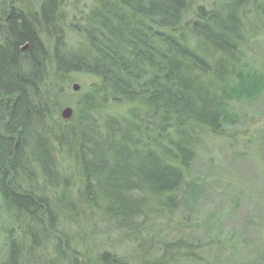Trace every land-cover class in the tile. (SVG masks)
Wrapping results in <instances>:
<instances>
[{
  "label": "trees",
  "instance_id": "1",
  "mask_svg": "<svg viewBox=\"0 0 264 264\" xmlns=\"http://www.w3.org/2000/svg\"><path fill=\"white\" fill-rule=\"evenodd\" d=\"M260 30L264 0H0L1 264L200 258L161 232L200 143L264 93L242 63ZM74 73L93 80L64 122Z\"/></svg>",
  "mask_w": 264,
  "mask_h": 264
},
{
  "label": "rangeland",
  "instance_id": "2",
  "mask_svg": "<svg viewBox=\"0 0 264 264\" xmlns=\"http://www.w3.org/2000/svg\"><path fill=\"white\" fill-rule=\"evenodd\" d=\"M259 33L258 38L249 39L242 63L264 77V33ZM70 79L62 94L61 109L69 105L73 112L64 122L72 119L73 103L93 76L74 73ZM72 83L80 85L77 92L71 89ZM124 107L119 105L111 111ZM230 111L235 123L225 125L220 137L210 135L200 143L188 170L187 187L181 189L192 188L191 180L198 187L189 196L182 192L177 195L176 208L168 219L171 229L161 232L169 241L181 237L183 231L191 232L193 241L203 249L201 257L190 264H264V93L249 101L233 100ZM84 221L80 220V225ZM23 243L30 245L27 237ZM42 249L52 255L49 243ZM27 254L23 248L18 264H30L25 261Z\"/></svg>",
  "mask_w": 264,
  "mask_h": 264
},
{
  "label": "water",
  "instance_id": "3",
  "mask_svg": "<svg viewBox=\"0 0 264 264\" xmlns=\"http://www.w3.org/2000/svg\"><path fill=\"white\" fill-rule=\"evenodd\" d=\"M71 89L73 91H78L80 89V85L77 84V83H72L71 84ZM73 112V108L70 107L69 105L68 106H64L60 112H59V115L61 118H63L64 120H68V118H70L71 114Z\"/></svg>",
  "mask_w": 264,
  "mask_h": 264
}]
</instances>
